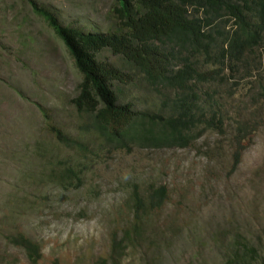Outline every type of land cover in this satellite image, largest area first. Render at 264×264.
Masks as SVG:
<instances>
[{"label":"rangeland","instance_id":"374dc122","mask_svg":"<svg viewBox=\"0 0 264 264\" xmlns=\"http://www.w3.org/2000/svg\"><path fill=\"white\" fill-rule=\"evenodd\" d=\"M116 1L0 0V264H32L6 239L18 231L39 245L37 264H264V123L233 171L226 126L187 147L130 150L96 149L102 141L80 131L72 98L81 73L30 3L62 25L101 33ZM135 82L121 86L119 102L161 112L160 95ZM44 112L69 137H82L85 152L61 145ZM57 161L80 180L62 188L52 175ZM150 184L164 185L169 200L147 213L135 245L122 244L117 260L112 238L131 221L132 191L146 194ZM249 248L254 260L235 258Z\"/></svg>","mask_w":264,"mask_h":264},{"label":"trees","instance_id":"16d2710c","mask_svg":"<svg viewBox=\"0 0 264 264\" xmlns=\"http://www.w3.org/2000/svg\"><path fill=\"white\" fill-rule=\"evenodd\" d=\"M30 4L81 73L72 105L84 122L78 124L80 131L102 141L91 146L183 148L203 131L223 133L226 126L230 170L236 169L264 123V0H117L110 10L112 26L101 33L62 25L48 10ZM135 80L160 95L161 112L133 110L130 102H119L121 86L140 84ZM232 108L235 116L228 117ZM43 115L61 145L85 152L82 137H69ZM57 164L61 166L52 175L62 188L80 180L72 166ZM148 189L146 194L132 191L131 221L118 241L112 238L110 255L117 260L122 244L135 245L147 213L169 200L164 185ZM6 239L32 264L42 260L39 245L22 232ZM243 257L254 260L255 249L235 254Z\"/></svg>","mask_w":264,"mask_h":264}]
</instances>
